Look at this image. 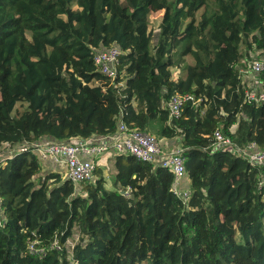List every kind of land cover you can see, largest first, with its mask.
<instances>
[{
    "label": "trees",
    "instance_id": "obj_1",
    "mask_svg": "<svg viewBox=\"0 0 264 264\" xmlns=\"http://www.w3.org/2000/svg\"><path fill=\"white\" fill-rule=\"evenodd\" d=\"M112 46L113 81L93 63ZM252 51L264 60V0H0V151L111 135L122 114L130 129L180 139L191 192L182 204L167 169L124 154L110 187L99 166L74 186L28 147L0 166V264H264L259 172L203 150L216 130L264 148V109L244 102L238 71ZM174 94L201 101L170 120ZM55 239L61 250L28 254Z\"/></svg>",
    "mask_w": 264,
    "mask_h": 264
},
{
    "label": "built area",
    "instance_id": "obj_2",
    "mask_svg": "<svg viewBox=\"0 0 264 264\" xmlns=\"http://www.w3.org/2000/svg\"><path fill=\"white\" fill-rule=\"evenodd\" d=\"M121 51L115 47L95 50L93 63L97 72L107 77L111 81L118 76V66L120 65ZM264 70V60L261 56H251L243 62V66L238 67L241 85L244 86V102L252 104L256 108L264 109V88L259 87V79L251 81L249 78H258ZM201 99H195L193 95L174 94L166 103L169 112V119L181 117L183 107L190 103L196 106ZM121 119L118 121V128L114 134L104 137L92 136L86 139L77 138L63 142H42L29 145H22L15 148V154L30 147L42 161H52L54 164L64 167L63 179L71 182L74 186L90 183L94 180V172L97 161L103 155L112 152L114 156L130 155L137 160L150 164H157L167 169L173 176L171 192L186 205L190 199L191 192L182 187V182L186 178V169L183 150L177 148L165 151L154 135L142 132L138 129L128 128ZM8 146V145H7ZM8 148H10L8 146ZM12 150V148H10ZM214 153L218 150L226 151L235 157L242 158L248 165L259 172L257 188L260 193H264V148H260L255 142L244 146H239L230 138L224 136L216 130L212 136L211 145L203 149ZM14 154V155H15ZM10 159V158H9ZM6 161L0 155V166ZM130 189L122 192L124 197L130 195ZM0 216L2 217L1 199ZM69 241L67 242L68 245ZM73 248L71 246L70 250ZM50 250L59 251L61 247L57 239L49 246L40 245L36 240L30 241L27 252L31 256L42 259Z\"/></svg>",
    "mask_w": 264,
    "mask_h": 264
},
{
    "label": "crops",
    "instance_id": "obj_3",
    "mask_svg": "<svg viewBox=\"0 0 264 264\" xmlns=\"http://www.w3.org/2000/svg\"><path fill=\"white\" fill-rule=\"evenodd\" d=\"M175 78L177 77V72L175 73ZM259 87L261 89L264 88V84L260 82ZM166 105H164L165 107ZM160 143L165 151H171L175 150L177 148H180V139L178 137H175L173 139H159ZM15 147L12 148V150L5 152L6 154H0L2 155L3 159H9L11 158L15 152ZM114 154L112 152H109L108 154L103 155L100 159L96 160L97 161V166L101 167L104 170V176L106 180L108 179V175L106 174V171L109 169L110 173V179L112 178L113 174V159H114ZM41 166L43 172H55L61 174L63 177L64 174V167L61 165L54 164L52 161H41ZM154 166H157V164H154ZM187 178V177H186ZM111 184V182H110ZM182 187L185 189H188L186 185V179L183 180L182 182Z\"/></svg>",
    "mask_w": 264,
    "mask_h": 264
},
{
    "label": "rangeland",
    "instance_id": "obj_4",
    "mask_svg": "<svg viewBox=\"0 0 264 264\" xmlns=\"http://www.w3.org/2000/svg\"><path fill=\"white\" fill-rule=\"evenodd\" d=\"M162 16V12H157V13H153L152 15H151V28H152V30L154 31V34L156 35L157 34V25H158V23H159V19H160V17ZM154 42H155V38H154ZM241 50L242 51H244V48L242 47L241 48ZM261 55V53H260V51H252V52H250L249 53V56H248V58H245V59H243L242 60V62L241 63H243L245 60H247V59H249L251 56H255V57H259ZM175 74V73H174ZM251 81H254V79L256 80H258V78H249ZM19 110L21 111L22 110V107H19ZM150 134H152V135H154L155 136V134L154 133H150ZM11 149L10 148H8V146L6 145L1 151H0V154H6L5 152H7V151H10ZM106 174L108 175V179H107V187H110V173H109V169L106 171ZM186 179V185H187V187L188 186H190L189 185V179H188V177L187 178H185ZM188 190H189V187H188ZM77 241V236H74V238H72L70 241H69V243H68V245L67 246H69V248H71V246H73L74 244H75V242Z\"/></svg>",
    "mask_w": 264,
    "mask_h": 264
}]
</instances>
